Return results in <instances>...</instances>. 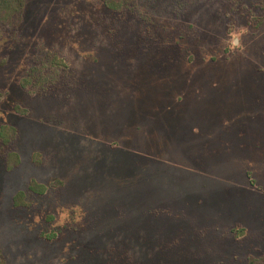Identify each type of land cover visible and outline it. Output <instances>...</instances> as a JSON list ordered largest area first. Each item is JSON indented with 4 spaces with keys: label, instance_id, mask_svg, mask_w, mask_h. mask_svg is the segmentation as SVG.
<instances>
[{
    "label": "rangeland",
    "instance_id": "1",
    "mask_svg": "<svg viewBox=\"0 0 264 264\" xmlns=\"http://www.w3.org/2000/svg\"><path fill=\"white\" fill-rule=\"evenodd\" d=\"M106 1L0 14V264H264V0Z\"/></svg>",
    "mask_w": 264,
    "mask_h": 264
},
{
    "label": "trees",
    "instance_id": "2",
    "mask_svg": "<svg viewBox=\"0 0 264 264\" xmlns=\"http://www.w3.org/2000/svg\"><path fill=\"white\" fill-rule=\"evenodd\" d=\"M108 7H116L118 3H110L109 0L105 2ZM23 7V0H0V14L13 15L19 12ZM249 264H257L255 260H251Z\"/></svg>",
    "mask_w": 264,
    "mask_h": 264
}]
</instances>
